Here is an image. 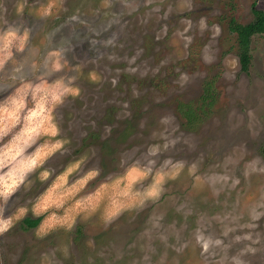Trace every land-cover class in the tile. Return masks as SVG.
I'll return each mask as SVG.
<instances>
[{
	"label": "rangeland",
	"instance_id": "374dc122",
	"mask_svg": "<svg viewBox=\"0 0 264 264\" xmlns=\"http://www.w3.org/2000/svg\"><path fill=\"white\" fill-rule=\"evenodd\" d=\"M255 1L0 0V264H264Z\"/></svg>",
	"mask_w": 264,
	"mask_h": 264
},
{
	"label": "trees",
	"instance_id": "16d2710c",
	"mask_svg": "<svg viewBox=\"0 0 264 264\" xmlns=\"http://www.w3.org/2000/svg\"><path fill=\"white\" fill-rule=\"evenodd\" d=\"M253 12L255 15L253 21L243 24L238 23L233 19L230 24L231 30L235 31L238 35V42L240 46V60L244 69H248L251 60V37L256 33L264 32V10L256 7V1L253 4ZM40 221V217L35 219L27 217L24 219L25 224L28 226L27 228L36 226Z\"/></svg>",
	"mask_w": 264,
	"mask_h": 264
},
{
	"label": "flooded vegetation",
	"instance_id": "af4514ba",
	"mask_svg": "<svg viewBox=\"0 0 264 264\" xmlns=\"http://www.w3.org/2000/svg\"><path fill=\"white\" fill-rule=\"evenodd\" d=\"M27 217H28V218H31V219H35V218H38L39 216H26V217H24V218L22 219V224H23L24 227H26V229H33V228L37 227L38 224L40 223V222H39L36 226H33V227H30V228H27L28 226H27V225L25 224V222H24V219L27 218Z\"/></svg>",
	"mask_w": 264,
	"mask_h": 264
},
{
	"label": "clouds",
	"instance_id": "9594fccd",
	"mask_svg": "<svg viewBox=\"0 0 264 264\" xmlns=\"http://www.w3.org/2000/svg\"><path fill=\"white\" fill-rule=\"evenodd\" d=\"M8 228L7 224H0V233H3L4 231H6Z\"/></svg>",
	"mask_w": 264,
	"mask_h": 264
}]
</instances>
